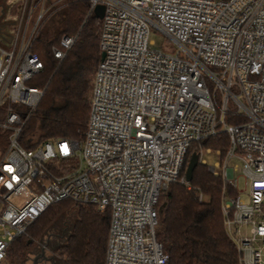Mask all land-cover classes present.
<instances>
[{"label":"built area","instance_id":"obj_1","mask_svg":"<svg viewBox=\"0 0 264 264\" xmlns=\"http://www.w3.org/2000/svg\"><path fill=\"white\" fill-rule=\"evenodd\" d=\"M69 1L0 0V128L8 131L0 264L10 242L63 199L109 210L105 264H165L155 236L160 194L189 146L219 126L229 145L208 167L234 191L222 197L223 229L239 264H264V0H87L91 13L104 6L103 57L83 138L25 147L28 114L14 106L34 108L43 95L28 83L43 68L33 45ZM149 24L177 44L175 54L154 47ZM75 39L62 34L53 56L62 59ZM227 113L245 119L229 124Z\"/></svg>","mask_w":264,"mask_h":264},{"label":"trees","instance_id":"obj_2","mask_svg":"<svg viewBox=\"0 0 264 264\" xmlns=\"http://www.w3.org/2000/svg\"><path fill=\"white\" fill-rule=\"evenodd\" d=\"M101 30V18L89 12L87 0H70L39 34L33 51L43 68L28 83L43 89V95L34 108L14 106L28 114L20 137L25 147L48 139L83 138L101 59ZM62 34L76 35V39L66 55L57 59L51 47L59 46ZM244 119L230 113L224 117L229 124ZM218 129L189 146L177 179L160 194L155 236L168 256L165 264H239L238 252L223 229L221 213L222 197L234 191L200 161L191 180L181 181L191 153H199L200 147L220 150L221 157L225 154L229 137L220 126ZM7 135L8 131L0 128V155L7 145ZM29 139L34 142L29 143ZM69 213V220H63ZM109 223V210L101 212L91 203L60 200L10 242L1 264H20L42 245L51 255V264H105Z\"/></svg>","mask_w":264,"mask_h":264},{"label":"rangeland","instance_id":"obj_3","mask_svg":"<svg viewBox=\"0 0 264 264\" xmlns=\"http://www.w3.org/2000/svg\"><path fill=\"white\" fill-rule=\"evenodd\" d=\"M148 30H149L148 38L153 41L155 48H160L165 52L174 53V54L178 51L177 44H175V42H173L166 35H164L162 32H160L154 25L149 24ZM48 140H53V139H48ZM43 141H45V140H43ZM41 142H40V144H41ZM201 155H202V158L205 160V163L208 166L215 165V162H220V160H221L220 154H218L216 152V150L213 148H209V151H207L206 147H202ZM232 161H234V160H232ZM234 162L238 163L236 160ZM216 170L219 171L220 167L216 166ZM238 187L242 188V178H240V177H238ZM71 215H72V213H69L68 217H66L67 215L64 216L63 220H69ZM59 222L61 223L63 221L60 220ZM42 246H44V245H42ZM34 255L35 254H31L26 261H24L20 264H32L31 259L33 258Z\"/></svg>","mask_w":264,"mask_h":264},{"label":"water","instance_id":"obj_4","mask_svg":"<svg viewBox=\"0 0 264 264\" xmlns=\"http://www.w3.org/2000/svg\"><path fill=\"white\" fill-rule=\"evenodd\" d=\"M94 14L98 17V18H102L103 16V12H104V6L103 5H98L94 8ZM103 57V53H101V58ZM199 162V155L197 152H192L188 162L186 164L185 167V171H184V178L186 181H190L192 178V172L194 170V168L196 167V165ZM38 259H44L46 260V256H45V249L43 248L41 250V252L39 254H36L33 256V258L31 259L32 264H38L39 260Z\"/></svg>","mask_w":264,"mask_h":264},{"label":"flooded vegetation","instance_id":"obj_5","mask_svg":"<svg viewBox=\"0 0 264 264\" xmlns=\"http://www.w3.org/2000/svg\"><path fill=\"white\" fill-rule=\"evenodd\" d=\"M43 248H45V246H40L39 250L36 251L35 255L36 254H39ZM48 253H49L48 250L45 249V256H46L47 259L46 260H44V259H41V260L38 259L39 260L38 264H51V259L52 258H51L50 253L49 254Z\"/></svg>","mask_w":264,"mask_h":264},{"label":"snow or ice","instance_id":"obj_6","mask_svg":"<svg viewBox=\"0 0 264 264\" xmlns=\"http://www.w3.org/2000/svg\"><path fill=\"white\" fill-rule=\"evenodd\" d=\"M66 150V149H65ZM11 169H9V171H10Z\"/></svg>","mask_w":264,"mask_h":264}]
</instances>
